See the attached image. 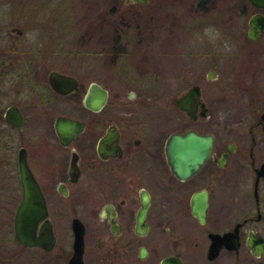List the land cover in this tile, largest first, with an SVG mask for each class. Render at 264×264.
<instances>
[{
    "label": "flooded vegetation",
    "instance_id": "af4514ba",
    "mask_svg": "<svg viewBox=\"0 0 264 264\" xmlns=\"http://www.w3.org/2000/svg\"><path fill=\"white\" fill-rule=\"evenodd\" d=\"M32 13L0 26V190L19 192L15 213L25 164L53 237L44 250L13 234L22 251L45 255L42 264H264V30L252 49L221 44L235 46L230 66H253L214 110L200 84L165 89L152 44L129 42L126 30L103 54L84 33L29 36L45 29ZM94 85L107 97L97 106L96 89L89 107ZM195 85L200 102L187 112L177 103ZM191 132L211 136L210 151L197 167L177 142L171 163L170 138Z\"/></svg>",
    "mask_w": 264,
    "mask_h": 264
},
{
    "label": "rangeland",
    "instance_id": "374dc122",
    "mask_svg": "<svg viewBox=\"0 0 264 264\" xmlns=\"http://www.w3.org/2000/svg\"><path fill=\"white\" fill-rule=\"evenodd\" d=\"M125 1L0 0V26L21 25L32 17L33 12L38 25L45 29L29 36L45 37L44 32L52 33V36H61L64 32L84 33L90 49L102 50L103 54L106 53L104 49L114 43L115 32L126 30L130 33L127 35L129 42L153 45L151 48L156 52L153 64L163 65L161 73L165 89L177 93L194 83L200 84L204 100L214 110L225 103L230 105L225 91L249 83L248 70L253 66L251 57H245L250 61L243 65L238 61L230 66L235 46L228 49L221 46L224 42L243 43L254 48V42L246 33L248 19L257 10L247 0H149L148 4L133 1L125 4ZM258 43H264V33ZM139 59L133 58V63ZM104 63L101 60V65ZM212 69L217 72V77L209 80L206 74ZM217 98H220L219 103ZM19 197V192L0 190V239L13 236V213ZM16 246L8 252H15ZM44 257L19 250L17 259L10 264H42Z\"/></svg>",
    "mask_w": 264,
    "mask_h": 264
},
{
    "label": "water",
    "instance_id": "95a60500",
    "mask_svg": "<svg viewBox=\"0 0 264 264\" xmlns=\"http://www.w3.org/2000/svg\"><path fill=\"white\" fill-rule=\"evenodd\" d=\"M129 1H133L140 4H148L149 0H126V4ZM251 7L264 10V0H247ZM264 30V15L262 13L253 14L248 20V31L247 36L250 40L256 41L259 33ZM209 79L214 78L215 73L209 71L207 73ZM100 88H95V85L90 90L89 95L86 99V105L89 107H95V96L94 92ZM102 91V89H100ZM103 94L97 103L102 105L107 97L106 92L103 90ZM198 100L200 102V87L198 85L190 88L183 97L178 100V106L190 112L189 102ZM204 104H202L203 108ZM212 137L201 136L197 133L191 132L186 136L172 135L169 140L167 151L170 157L171 163L175 155L174 148L177 142L181 143V147H188V154L195 155L196 166L198 167L203 161L204 150L206 153L210 151ZM191 142V143H189ZM264 169V165L262 166ZM21 186H22V198L18 205L13 219V234L19 244L26 247H41L44 250H49L50 246L53 245V237L51 238V231L47 225V208L46 202L36 180L33 175L24 164L21 167ZM41 225L42 232L38 235L37 229ZM75 231V239L78 245L82 243V227L78 223L73 224Z\"/></svg>",
    "mask_w": 264,
    "mask_h": 264
},
{
    "label": "trees",
    "instance_id": "16d2710c",
    "mask_svg": "<svg viewBox=\"0 0 264 264\" xmlns=\"http://www.w3.org/2000/svg\"><path fill=\"white\" fill-rule=\"evenodd\" d=\"M14 245H17L15 252H8V249ZM19 250H22V248L17 244L12 235L6 236L5 239H0V264H10L11 261L17 259Z\"/></svg>",
    "mask_w": 264,
    "mask_h": 264
}]
</instances>
